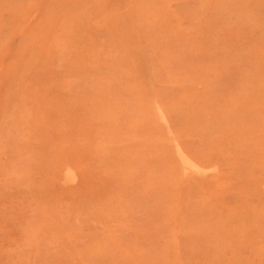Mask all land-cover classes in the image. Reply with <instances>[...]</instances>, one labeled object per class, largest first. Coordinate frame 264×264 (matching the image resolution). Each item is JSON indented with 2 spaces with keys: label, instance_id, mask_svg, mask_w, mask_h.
Returning a JSON list of instances; mask_svg holds the SVG:
<instances>
[{
  "label": "rangeland",
  "instance_id": "rangeland-1",
  "mask_svg": "<svg viewBox=\"0 0 264 264\" xmlns=\"http://www.w3.org/2000/svg\"><path fill=\"white\" fill-rule=\"evenodd\" d=\"M0 264H264V0H0Z\"/></svg>",
  "mask_w": 264,
  "mask_h": 264
},
{
  "label": "bare ground",
  "instance_id": "bare-ground-1",
  "mask_svg": "<svg viewBox=\"0 0 264 264\" xmlns=\"http://www.w3.org/2000/svg\"><path fill=\"white\" fill-rule=\"evenodd\" d=\"M147 95H148V94H147ZM147 97H148V96H147ZM155 104H156V103H155ZM157 104H158V103H157ZM157 104H156V105H157ZM150 106H151V105H150ZM149 108H150V107H149ZM152 109H153V107H152ZM156 109H157V107H156ZM159 110H160V112H162L161 109H160V106H159ZM154 112H155V111H154ZM147 113H149V112H147ZM149 114H153V113H149ZM158 114H159V112H158ZM155 115H156V113H155ZM159 115H160V114H159ZM163 115H164V114H163ZM156 116H157V115H156ZM162 119H163V116H162ZM163 120H164V119H163ZM149 122H150V121H149ZM161 122H162V121H161ZM10 123H11V122H10ZM9 125H10V124H9ZM163 125H164V124H163ZM166 125H168V124L166 123ZM16 127H17V126H16ZM7 128H8V127H7ZM21 128H22V127H21ZM14 129H15V128H14ZM8 130H9V129H8ZM15 131H17V130H15ZM23 131H24V130H23ZM18 133H19V132H18ZM19 134H20V133H19ZM22 135H23V134H22ZM2 137H3V136H2ZM2 137H1V138H2ZM12 137H13V136H12ZM6 138H7V137H6ZM13 138H14V137H13ZM177 147H178V146H177ZM175 149H177V148H175ZM177 150H178V149H177ZM179 150H180V149H179ZM178 153H179V154H178ZM178 153H177V154L179 155L178 158L180 159V161L183 162V165H184V163H187V164L190 163L189 160H188V157H186L187 155H186V156L183 155L180 151H179ZM177 154H176V155H177ZM192 158H193V157H192ZM179 159H178V162H179ZM195 161H196V160H195ZM192 163H194V162H192ZM198 163L200 164V162H198ZM179 164H180V162H179ZM194 164H195V163H194ZM194 164H193V165H194ZM202 164H203V163H202ZM185 165H186V164H185ZM180 166H181V165H180ZM187 166H188V165H187ZM205 166H206V165H205ZM208 166H210V165H208ZM61 167H62V166H61ZM58 168H59V167H58ZM55 169H56V168H55ZM191 169L193 170L192 167H191ZM191 169H190V170H191ZM203 169L206 171L208 168H207V169L203 168ZM64 170H65V169H64ZM183 170H184V168H183ZM204 170H203V171H204ZM59 171H60V170H59ZM186 171H189V170L187 169ZM200 171H201V170H200ZM200 171H199V172H200ZM193 172H194V171H191V173H193ZM195 173H196V172H195ZM196 174H197V173H196ZM201 174H202V173H201ZM201 174H200V175H201ZM55 175H56V174H55ZM83 176H84V175H83ZM55 177H56V176H55ZM57 177H58V176H57ZM58 180H60V179H58ZM62 182H63V181H62ZM68 182H69V181H68ZM87 182H88V181H87ZM89 183H90V182H89Z\"/></svg>",
  "mask_w": 264,
  "mask_h": 264
}]
</instances>
